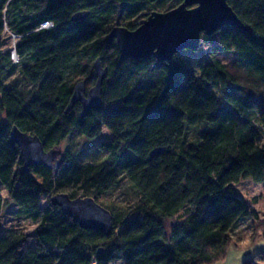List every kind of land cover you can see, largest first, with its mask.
Masks as SVG:
<instances>
[{
	"label": "trees",
	"instance_id": "obj_1",
	"mask_svg": "<svg viewBox=\"0 0 264 264\" xmlns=\"http://www.w3.org/2000/svg\"><path fill=\"white\" fill-rule=\"evenodd\" d=\"M227 1L252 35L224 27L160 63L122 59L109 36L184 0H0V75L19 77L0 78V184L36 225L0 238V264H217L236 228L260 220L235 186L264 184V0ZM79 13L89 16L73 22ZM6 27L20 37V65L3 50ZM98 60L108 70L102 106L66 114L75 86L95 85ZM14 127L46 151L89 145L67 147L57 171L24 172ZM104 129L113 139L94 145ZM117 193L125 208L101 204ZM58 194L94 199L112 214V234L81 229L52 205ZM4 203L0 193V217ZM243 264H264V253Z\"/></svg>",
	"mask_w": 264,
	"mask_h": 264
},
{
	"label": "water",
	"instance_id": "obj_2",
	"mask_svg": "<svg viewBox=\"0 0 264 264\" xmlns=\"http://www.w3.org/2000/svg\"><path fill=\"white\" fill-rule=\"evenodd\" d=\"M88 13L76 14L73 22L87 19ZM224 27L243 30L249 35L252 31L245 27L229 6L227 0H184L178 8L167 13H153L139 23L135 31L116 27L109 38L117 42L121 58L145 60L154 58L158 62H170L183 51L196 52L201 46L202 36H212ZM97 73L95 85L87 89V82H79L74 89L66 114L77 104L82 106L81 117L103 104V85L108 70L100 60L94 65ZM11 139L21 150L23 171L31 167H45L57 171L65 157L62 148L46 151L37 136L24 133L17 127L11 131ZM161 151L151 153L149 160ZM64 216L73 220L81 229L93 230L109 237L114 231L112 214L92 198L71 199L68 195L58 194L51 200Z\"/></svg>",
	"mask_w": 264,
	"mask_h": 264
},
{
	"label": "rangeland",
	"instance_id": "obj_3",
	"mask_svg": "<svg viewBox=\"0 0 264 264\" xmlns=\"http://www.w3.org/2000/svg\"><path fill=\"white\" fill-rule=\"evenodd\" d=\"M2 39L4 42V52H10L12 45L10 35L6 33L2 36ZM0 78L4 80L5 84L7 85L19 79L18 73L12 77H5L4 75H0ZM112 139V134L104 129L101 136L92 143L94 145H98L101 143H107ZM76 143L66 142L62 146L63 151H66L67 147H70L72 151L78 153L89 145V143L87 144V142L84 141H82L81 143ZM92 162L95 164H99L101 162V158L92 160ZM125 188L127 189L128 187L124 186V189ZM235 189L240 197L249 201L250 203L254 202V204H252V209L259 214L260 220L254 222L253 224L250 222H242L236 228V230L233 232V243L229 249L228 256L226 257V259L217 264H243V261L254 259L259 253H264V240L261 236V232L264 228V185L255 184L251 180H247L235 186ZM0 193L5 201L0 217V238L8 235L13 231L25 233L28 235L33 234L36 229V225L29 220L19 219L17 215L18 208L11 200H9L8 192L1 184ZM119 195L117 193L116 195H114V197H104L101 201V204L107 205L109 207H113L115 205L117 206L118 210L120 207L125 208L126 205L123 204L125 198H123V200L118 199L117 196ZM255 199H257L256 202L258 203H255ZM169 224H172V221H166V225L168 226Z\"/></svg>",
	"mask_w": 264,
	"mask_h": 264
},
{
	"label": "built area",
	"instance_id": "obj_4",
	"mask_svg": "<svg viewBox=\"0 0 264 264\" xmlns=\"http://www.w3.org/2000/svg\"><path fill=\"white\" fill-rule=\"evenodd\" d=\"M52 27H53L52 24L45 23L42 26H40V28L38 30L49 29ZM6 33H8L10 35V40L12 41L11 50L9 52L10 56H11V60L14 64H20L21 61H20V58L17 54V44H18V41L20 40V37L13 34L12 32H10L7 27L5 28L4 34H6ZM113 264H116V263H113Z\"/></svg>",
	"mask_w": 264,
	"mask_h": 264
},
{
	"label": "flooded vegetation",
	"instance_id": "obj_5",
	"mask_svg": "<svg viewBox=\"0 0 264 264\" xmlns=\"http://www.w3.org/2000/svg\"><path fill=\"white\" fill-rule=\"evenodd\" d=\"M150 59V58H149ZM93 86H88V84H87V89H90V88H92Z\"/></svg>",
	"mask_w": 264,
	"mask_h": 264
},
{
	"label": "crops",
	"instance_id": "obj_6",
	"mask_svg": "<svg viewBox=\"0 0 264 264\" xmlns=\"http://www.w3.org/2000/svg\"><path fill=\"white\" fill-rule=\"evenodd\" d=\"M262 185H264V184H262ZM256 201H257V199H255V202H256ZM256 203H258V202H256ZM243 262H244V261H243ZM243 262H242V263H243Z\"/></svg>",
	"mask_w": 264,
	"mask_h": 264
}]
</instances>
